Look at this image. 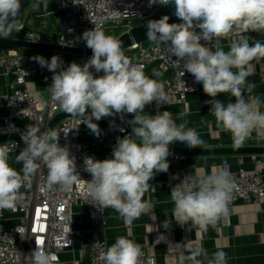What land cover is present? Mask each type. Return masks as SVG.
Segmentation results:
<instances>
[{
	"label": "clouds",
	"instance_id": "9594fccd",
	"mask_svg": "<svg viewBox=\"0 0 264 264\" xmlns=\"http://www.w3.org/2000/svg\"><path fill=\"white\" fill-rule=\"evenodd\" d=\"M148 2L149 7L170 2L175 5V16L182 22L169 23L167 15L149 20L147 39L166 45L167 51L176 57L175 63L183 64V72L190 73L195 82L202 84L204 93L213 98L206 103L211 105L210 111L217 126L232 134L237 147L253 130L264 137V112L259 110L262 102L259 97L245 98L244 95L247 77L254 73L251 62L264 60V44L260 41L250 43V38L244 34L264 32V0ZM20 9L21 0H0V37L9 38L13 34ZM228 37L237 39L225 52L220 40ZM78 39H83L92 50V56L83 66L72 62L64 67L57 55L50 60L42 56L32 57L53 73L50 84L53 103L73 118L86 117L80 124L86 125L97 137L101 130L94 120L116 115L123 120L124 114H133L134 119L128 121L133 125L132 134L117 138L113 158L101 161L85 157L84 169L91 174V180L85 181L77 173L75 159L70 156L68 147L58 143L60 134L52 128L41 131L37 124H28L20 133L25 147L16 157L17 162L23 164V175L9 166L8 149L0 147V210H15L22 195L20 189L37 171V161H40L48 170V189L55 186L68 190L80 183L94 202V207L113 208L124 223L130 225L152 207L151 202L143 198L149 190H156L149 181L157 173H166L170 167L167 159L171 154L169 145L179 141L192 149L198 148L202 140L194 129H186V122L177 125L169 111H157L152 116L138 114L153 101L158 108L167 104L169 97L165 83L146 76L143 65L133 64L119 40L105 35L96 24L94 29L84 31ZM201 40L210 46L201 44ZM93 69L95 73L103 72V75L94 76ZM251 89L252 85H247V91L251 92ZM223 93H229L235 102L225 105L215 99ZM87 109L91 110L90 113H86ZM236 189L226 162L213 166L210 173L196 169L171 188L172 217L182 227L195 225L206 232L209 226L215 228L221 218L228 215ZM170 223L166 220L164 226L167 228ZM42 243L36 242L37 247L30 253L31 264H53L57 259L45 251ZM142 255L138 243L121 236L101 253L100 258L104 264H140ZM207 255L202 248L191 249L189 253L181 254L180 262L203 264L198 257ZM225 262L223 250H217L208 260V264Z\"/></svg>",
	"mask_w": 264,
	"mask_h": 264
},
{
	"label": "built area",
	"instance_id": "2783aa9c",
	"mask_svg": "<svg viewBox=\"0 0 264 264\" xmlns=\"http://www.w3.org/2000/svg\"><path fill=\"white\" fill-rule=\"evenodd\" d=\"M171 5L170 2L168 5L155 4L149 7L148 0H74L66 26L59 33L57 42L87 47L86 42L78 38L84 31L94 29L95 24L104 33L107 29L129 28L134 21L142 22ZM15 30L24 37L43 39L33 32H28L21 18L16 22ZM201 44L210 46L203 40ZM131 49L140 50V56L130 60L133 64L143 65V70L154 61H161L172 69V76L165 88L169 97L168 103L158 108L153 101L146 105L144 110H158L171 103L185 101L188 93L199 89L200 83L195 82L190 73L183 72V64L175 63L176 57L167 51L166 45L148 40L134 44ZM212 50L215 51V47ZM32 57L34 56L19 50H9L0 54V67L11 75L12 88L8 98V114L3 122H0V135L23 132L22 123L25 120L37 124L42 130L55 114L62 111L53 103L51 90L47 100H39L24 86L28 77L41 74L53 75ZM84 63L85 60L81 66ZM68 65L63 62L64 67ZM92 71L94 76L103 75V72L95 73L94 69ZM84 119H86L84 116L75 118L70 116L61 120L54 130L60 134L58 141L60 146H67L70 156L74 157L76 171L81 179L90 181L91 174L85 171L83 161L85 157H94L93 149L97 141L82 139V130L86 125L80 124V121ZM128 121L130 120L126 114L123 120L116 115L97 121L102 124L99 143L105 149L104 155L97 160L113 158L112 153L117 138H123L131 132L132 125ZM121 128L124 129L123 132L120 131ZM1 147L8 149V154L12 150L19 154L25 145L22 140L13 139L4 142ZM175 157L179 158L180 155L176 154ZM37 163L39 168L20 189L21 199L14 210L21 213L20 222L15 225L5 223L4 209L0 210V264H31L30 253L37 247L36 242L40 241L43 242L42 247L46 252L56 256L57 259L53 264H68L59 253L64 248H74L76 245H82L90 250L88 264H104L100 256L108 248L104 237L109 222L107 208L100 209L99 205H95L98 209L94 207V202L80 187V183L74 184L68 190H61L55 186L48 189L46 184L48 170L40 161ZM231 173L237 189L229 205L241 198L247 201L264 200V156L255 157L251 168H242ZM77 201L87 206L90 220L88 228L74 229L72 226V210ZM141 251L143 255L140 257V264H150V262L167 264L159 261L156 255Z\"/></svg>",
	"mask_w": 264,
	"mask_h": 264
},
{
	"label": "crops",
	"instance_id": "0c3cea01",
	"mask_svg": "<svg viewBox=\"0 0 264 264\" xmlns=\"http://www.w3.org/2000/svg\"><path fill=\"white\" fill-rule=\"evenodd\" d=\"M74 0H32L31 5L26 9L21 20L28 32H33L46 40L58 41L59 33L66 26ZM250 43L260 41L264 44V32H247ZM237 37L222 38L220 45L225 52L229 51L230 45ZM38 51V50H31ZM130 59L140 56V50L130 49L124 52ZM41 55L50 60L53 55H57L61 60L74 61L79 55L67 52L43 51ZM39 54V55H40ZM35 56V55H34ZM83 61L86 59H82ZM82 61V62H83ZM254 66V73L247 77L245 87V98L259 97L261 100L260 111L264 112V60L257 63L251 62ZM233 71H236L233 69ZM146 76L158 82H167L172 76V69L161 61H154L144 70ZM158 73V75L156 74ZM52 75L41 74L35 77H28L25 87L39 100H47L50 93ZM11 75L6 69L0 67V122L8 114V98L12 93ZM247 85H252L251 92L247 91ZM213 99L206 95L203 86L200 84L198 90L188 93L185 101H177L158 110H144L139 115L152 116L160 111H169L177 125L186 122V129H194L202 144L198 148H236L232 134L222 131L217 126V121L210 111L211 105L206 101ZM215 99L221 100L225 105L235 102V98L229 93L218 94ZM180 114H183L181 117ZM99 125L101 130L102 124ZM31 124L25 120L22 123L23 130ZM133 127V125H132ZM132 134V129L129 135ZM99 137L93 134L87 126L82 130L83 140L97 141L93 149L96 159L105 153L104 147L99 143ZM6 142V141H4ZM4 142L0 143V147ZM171 145L188 148L185 143L174 142ZM264 146V137L257 134L255 130L239 147ZM189 149V148H188ZM170 156L167 158L170 167L166 173H157L149 183L156 190L146 192L145 201H150L152 207L148 212L142 213L130 225L124 223L123 218L113 208H107L109 216L108 227L104 233L108 247L115 243L118 237L124 236L138 243L141 250L148 254H154L157 259L167 264H181V254H187L191 249H204L207 257L201 256L198 259L203 264H208V260L213 258V253L223 250L226 253L225 264H264V200L247 201L239 199L234 204L229 205L228 215L221 218L216 227L209 226L205 232L195 225L180 226L172 217L174 203L171 200V188L180 182L185 175L193 173L196 169L211 172L213 166H219L225 162L233 172L242 168H251L253 160L257 156H264L259 152H220V153H176L169 148ZM17 151H10L8 154L9 166L22 173V163L17 162ZM178 176V179H174ZM21 213L4 209L3 220L8 224H18ZM171 223L166 228L164 222ZM72 226L74 229L88 228L90 220L87 206L81 201H77L72 210ZM129 232L131 235H129ZM179 244V245H178ZM90 250L82 245L74 248H64L60 251V257L68 264H88L90 260ZM190 264V262H185Z\"/></svg>",
	"mask_w": 264,
	"mask_h": 264
},
{
	"label": "water",
	"instance_id": "95a60500",
	"mask_svg": "<svg viewBox=\"0 0 264 264\" xmlns=\"http://www.w3.org/2000/svg\"><path fill=\"white\" fill-rule=\"evenodd\" d=\"M32 0H21V9L17 17V21L24 15L26 9L31 5ZM167 15L169 17V23H180L182 22L178 17L175 16V5L172 4L164 11L152 15L142 21L138 25L131 26L126 30L122 31L115 38L119 40L122 44L123 51L128 50L133 47L136 43H141L148 41L146 32L147 24L149 20H158L163 16ZM16 21V22H17ZM67 45V46H64ZM9 50H39V51H52V52H67L77 54L86 59L92 56V50L88 47L78 46V45H68L57 41H51L41 38L24 37L14 30L13 34L9 38L0 37V54ZM91 110L87 109L86 113ZM126 116L131 121L134 119L133 114H127ZM70 117V114L64 113L63 111L55 114L47 123V125L41 131L47 130L49 128L55 129L56 125L63 119ZM20 133H6L0 135V143L13 139H20ZM176 154L179 153H226V152H259L264 153V146H249V147H236V148H208V149H188L181 148L173 145H169Z\"/></svg>",
	"mask_w": 264,
	"mask_h": 264
},
{
	"label": "rangeland",
	"instance_id": "374dc122",
	"mask_svg": "<svg viewBox=\"0 0 264 264\" xmlns=\"http://www.w3.org/2000/svg\"><path fill=\"white\" fill-rule=\"evenodd\" d=\"M164 10V9H163ZM163 10H161L160 12H162ZM119 29H121V28H119ZM119 29H115V30H111V29H107V30H105V35H112L113 33H115V31L116 30H119ZM131 49V48H130ZM130 49H128V51L130 50ZM20 51V50H19ZM125 51H127V50H125ZM124 51V52H125ZM22 53H25V54H29V55H35V56H42V57H45V55H41L40 54V52H43V51H31V50H25V51H21ZM40 54V55H39ZM90 57H87V59H89ZM83 59V57L82 56H78L77 57V59L76 60H74V61H66V62H68L69 64H71L72 62H76L77 64H79V65H81L82 64V60Z\"/></svg>",
	"mask_w": 264,
	"mask_h": 264
},
{
	"label": "trees",
	"instance_id": "16d2710c",
	"mask_svg": "<svg viewBox=\"0 0 264 264\" xmlns=\"http://www.w3.org/2000/svg\"><path fill=\"white\" fill-rule=\"evenodd\" d=\"M141 23V21H134L133 23H132V26H134V25H138V24H140ZM128 27H124V28H121V29H119V30H116L115 31V33H113L111 36L112 37H116V36H118L122 31H124V30H126ZM21 35V34H20ZM20 51H25V50H20Z\"/></svg>",
	"mask_w": 264,
	"mask_h": 264
}]
</instances>
